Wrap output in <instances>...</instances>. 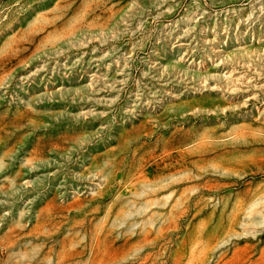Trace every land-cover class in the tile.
I'll use <instances>...</instances> for the list:
<instances>
[{
  "label": "rangeland",
  "instance_id": "1",
  "mask_svg": "<svg viewBox=\"0 0 264 264\" xmlns=\"http://www.w3.org/2000/svg\"><path fill=\"white\" fill-rule=\"evenodd\" d=\"M0 264H264V0H0Z\"/></svg>",
  "mask_w": 264,
  "mask_h": 264
}]
</instances>
